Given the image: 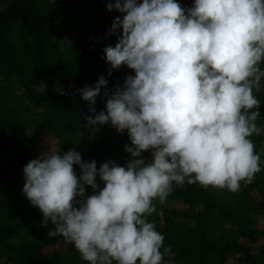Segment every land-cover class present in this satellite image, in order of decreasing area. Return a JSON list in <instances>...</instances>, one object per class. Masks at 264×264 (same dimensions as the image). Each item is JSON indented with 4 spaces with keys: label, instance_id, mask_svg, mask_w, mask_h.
Wrapping results in <instances>:
<instances>
[{
    "label": "clouds",
    "instance_id": "obj_1",
    "mask_svg": "<svg viewBox=\"0 0 264 264\" xmlns=\"http://www.w3.org/2000/svg\"><path fill=\"white\" fill-rule=\"evenodd\" d=\"M106 6L121 14L108 30L117 43L103 49L108 74L126 66L135 75L115 88L101 76L78 91L93 113L83 117L88 129L110 123L128 133L126 166L110 160L98 169L59 147L23 168V193L42 227L54 226L48 237H63L88 264H164L172 250L149 220L155 201L185 183L235 193L261 171L251 137L262 132L255 93L264 81V0ZM102 90L106 111L97 112Z\"/></svg>",
    "mask_w": 264,
    "mask_h": 264
},
{
    "label": "trees",
    "instance_id": "obj_2",
    "mask_svg": "<svg viewBox=\"0 0 264 264\" xmlns=\"http://www.w3.org/2000/svg\"><path fill=\"white\" fill-rule=\"evenodd\" d=\"M177 2L186 9L194 6V0ZM69 10L68 0H0V184L5 179L0 191V264H88L74 245L61 249L60 236L48 237L54 226L49 221L48 228L42 227L41 211L23 193V168L40 156L45 135L57 140L61 155L74 148L84 162L95 160L98 169L110 160L126 166L129 159L127 132L121 135L110 123L94 130L86 127L83 117L93 113L78 91L93 87L101 76L115 88L127 75H135L126 66L108 74L103 49L117 40L104 38L114 20L104 16L86 31L66 33L71 44L64 47L66 35L58 36L52 28ZM103 91L97 112L106 111ZM255 94L261 102L257 125L262 132L251 139L261 171L235 193L185 183L174 185L166 201H155L156 212L149 220L164 235V247L172 250L164 264H264V232L251 228L253 214L264 213V91ZM74 169L79 176V166ZM91 193L87 188L86 194Z\"/></svg>",
    "mask_w": 264,
    "mask_h": 264
},
{
    "label": "rangeland",
    "instance_id": "obj_3",
    "mask_svg": "<svg viewBox=\"0 0 264 264\" xmlns=\"http://www.w3.org/2000/svg\"><path fill=\"white\" fill-rule=\"evenodd\" d=\"M97 1V2H95ZM114 2V0H68V5L70 6V10L68 14L57 24H55L52 28V32L58 36L66 35V33H71L73 31L83 32L88 30L94 21L104 16L108 17L109 21H113L116 15H121L119 12L113 11L110 12L107 9V3ZM142 2V0H139ZM122 32V30H121ZM114 38L113 36H107L104 38V41L110 42ZM64 47H69L71 44L70 37L68 35L62 40ZM71 88V87H69ZM74 89V88H71ZM261 89L264 91V82L261 83ZM57 149V140L50 135H45L43 140L38 148L39 155L47 151H55ZM146 159H151L150 156L144 155ZM15 184H18L17 179L13 178ZM5 179L1 180L0 191L4 186ZM251 220L254 222L252 225V229L254 231L264 232V213L257 212L253 214ZM61 237V236H60ZM64 242V243H63ZM263 244L264 241L262 240ZM61 249L69 245H73L67 243L63 237H61ZM259 250L256 251L257 254Z\"/></svg>",
    "mask_w": 264,
    "mask_h": 264
}]
</instances>
